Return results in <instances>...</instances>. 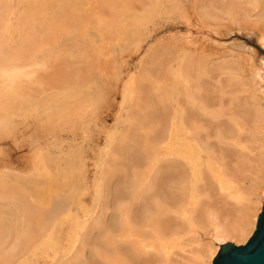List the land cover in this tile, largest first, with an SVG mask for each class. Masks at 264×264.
I'll use <instances>...</instances> for the list:
<instances>
[{"label":"rangeland","instance_id":"1","mask_svg":"<svg viewBox=\"0 0 264 264\" xmlns=\"http://www.w3.org/2000/svg\"><path fill=\"white\" fill-rule=\"evenodd\" d=\"M107 1L27 0L29 3H27L26 14L23 11L15 10L16 12L14 11L15 13L11 14L10 17L13 25L20 20L19 22L23 23V25L20 24L22 29L8 36L9 38L5 37L3 43H1L3 40L0 42V48L3 44L0 50V192L5 193V195L1 194L0 198V211L5 214L3 216L0 212L1 217L5 219L1 218V223L3 226L10 228V222L16 221V227L20 229L28 224L30 226L25 229L32 232V219L28 218L29 221L28 219L23 220V216L28 213L29 204L30 206L31 203L34 204L31 206L32 208L35 207L34 209L42 206H45L43 209L48 206L51 208L53 203H55V206L59 205V201L62 204L66 200L68 204H71H69L68 208V204H62L64 209H66L65 212L68 211V215L61 213L64 214L63 217L59 214L57 215L58 220L55 219L57 217H54V220H57L55 223L52 224L50 222L51 224H48L49 227L51 226L48 232L49 237L51 236L50 234H53V241L45 240L48 230L43 235V232L47 229L43 225L42 235L38 239L39 242H36L39 245L37 248L34 247L37 250L41 244V247L36 252L37 255H33L32 251H27L28 249H26L20 257L16 256L14 258L16 253L11 259L8 257V261H5L6 264H13V261L14 264H44L47 258L38 257L44 253H47L52 259L51 264H59L66 257L68 258L72 255L75 247L79 246V238L87 230V227H92L97 217L107 219L111 212L107 211L105 215L101 210L104 207V201L106 203V201L110 200V206H113L112 204L116 205L115 198L107 190L117 189V181H119L120 175L116 174L115 179H113L112 175L121 164L125 163L126 156L122 155L121 149L123 151V147L131 146L128 143L132 144L130 139L132 130L137 129L140 133L145 130L142 125L143 122L133 114L140 106L138 104L140 103V98L133 95L132 90L134 87L131 88V81L133 83L135 80L142 85L152 86V82L143 73L150 66L148 56L151 52L161 47L173 58L170 66L171 77L169 75L170 72L166 76L167 82L170 84L171 78L174 79V76H181L180 70L191 56L196 60L199 59V46L201 47L205 43L209 44L213 40V43L218 46L217 42L222 41L224 43L232 42L233 46L234 44L237 46L238 44L240 45V41L241 43L244 42L243 39L247 35L244 32L243 34L245 35L241 37L238 36L240 34L233 32L236 31L238 33L240 29L228 6L224 8V11L227 13L225 18L230 22L229 27L231 29L229 27L227 29V27L222 25L217 27L216 24L210 25L208 22L198 20L195 17L194 7L196 4L193 6L191 3L192 6L190 5L191 7H189V0ZM16 2L17 0H13L12 4H16ZM191 8L195 15L194 12L190 14L192 12ZM2 9L4 7H1ZM201 12L202 10L199 9L198 13ZM193 16L194 18H192ZM211 29L216 33H211ZM254 32L251 37L253 42H257L255 37L257 31ZM225 34L229 35L226 36ZM234 35H237V39H242L235 41ZM191 37L192 41H190ZM247 38L249 37L247 36ZM6 39L9 41H6ZM196 39L197 41H195ZM219 39L222 40L220 41ZM181 40L186 41L181 42ZM256 42L254 43L257 45L258 42ZM245 44H247V39ZM227 46L232 47L229 44ZM260 46L258 44L259 49L264 52V49ZM253 48L255 47L253 46ZM255 50L257 53L256 62L258 63L260 58H264V55L261 54L263 57L260 56L261 52L257 48ZM107 51H110L109 54ZM105 53L106 58L104 59L108 62L103 60ZM107 58L114 62V65H111L113 66L112 68L108 65L106 69L105 65L109 62L111 64L110 59L108 60ZM116 63H119L118 65L122 66V68H118V66L116 68ZM53 64L62 68L64 64L65 66L69 64V67L70 65L73 66V68L71 67L73 71L72 73H70L71 70L70 72L65 71V69H71L65 67L64 72L66 75L64 76L63 70L56 71L58 72L57 75L62 71V79L58 77L61 74L56 78L55 70L51 71V65ZM101 64L104 66L103 71H100V68L97 69V65L100 67ZM36 67L38 70L35 69ZM55 67L58 69L57 66ZM109 69L114 72L112 73ZM67 72L73 75L72 82V75ZM106 72L111 73V75ZM253 73V75L262 77L261 88H256L255 86L254 91H242L240 95L252 97L246 101V105L249 104L251 106L256 100L264 108V98L262 97L264 96V74L261 69H255ZM53 74L55 75L53 76ZM118 74L120 77H118ZM41 75H43L42 77L45 75L44 78L47 79L42 78L41 80ZM68 75H70V79ZM112 75L116 77L110 78ZM65 78L68 80L67 82H64ZM63 79L65 80L63 81ZM118 79L119 83H115ZM17 81L20 88L22 87L21 84H26L27 87L24 85V90L21 88L20 91L16 84ZM50 81L55 82L51 83ZM56 82H58L59 87L55 85ZM62 82L64 83L62 84ZM70 83L72 85H69ZM47 84L52 85L50 86L51 88ZM115 85L118 87L116 88ZM15 88L20 93H16L18 90ZM37 88L38 92H36ZM123 88L125 89L123 90ZM25 90L26 92H24ZM33 90L34 93L40 95L38 96L34 93L32 95ZM169 91L168 86L160 89L159 92L154 88V92L160 94L166 101L171 98ZM21 95H24V98ZM16 102L18 103L15 104ZM131 112L133 113L131 114ZM259 132H264V127L259 126L252 129L250 134L254 135L256 133L258 136ZM241 133L243 134L244 132ZM158 146L160 147L161 145L159 144ZM157 147L151 149L150 158L148 157L145 160L144 157L142 159V162L149 165L145 167V169L149 168V170L144 169V172H147L145 176L148 178L153 177L156 162L162 159L156 151V149L159 150V147ZM240 147L244 152H249L250 156H255L256 154L254 153L258 154L264 151L256 142L250 145L242 143ZM198 164L205 169L208 168V165L205 166L207 162L204 157L201 161H198ZM259 164L253 161L254 167ZM217 167L218 165L214 167V175H218L216 177L218 181L216 178L215 180L220 185L222 184L221 186L226 189L225 191L228 194L240 202L250 203L255 208L259 206L260 196L258 194H250L245 188L247 186H258L260 188L262 186L261 181L245 178L246 180L243 179L242 182L232 184L228 181L230 179L226 173L223 172L224 174L222 173L221 176L217 173L215 170ZM219 177L223 182L219 181ZM121 183H119L120 185L118 184L119 188L122 186ZM242 185L245 187H241ZM10 188H12V191L9 193L8 190ZM146 188L147 186L144 189ZM50 195L52 198L49 197ZM63 195L64 197L62 198ZM23 196L27 200L29 198L31 200L30 203L24 199L26 202L24 204ZM53 198H55V201H53ZM111 198L115 202L112 203ZM17 200H21L22 204ZM24 207H27L26 210ZM11 210L14 211L10 214ZM184 216L190 221V214L186 213ZM19 220L21 221L20 223ZM34 220L35 218H33ZM34 224V230L37 232L39 226ZM195 234L199 236L198 241L191 240L194 236L190 233L182 234L177 248L190 252L199 243L212 245L221 243L214 241L210 236H205L198 228L195 229ZM63 235L66 236L65 239ZM1 236L2 238L4 237L0 235V243L4 242ZM41 238H43V241ZM167 241V239H164L159 244H164ZM229 242L234 243L232 240H226L222 243ZM241 245L244 244L242 243ZM0 254H5L1 252V246ZM193 259L189 258L185 263L190 264ZM25 260L27 261L25 262Z\"/></svg>","mask_w":264,"mask_h":264},{"label":"bare ground","instance_id":"2","mask_svg":"<svg viewBox=\"0 0 264 264\" xmlns=\"http://www.w3.org/2000/svg\"><path fill=\"white\" fill-rule=\"evenodd\" d=\"M12 1L0 0V42L5 37L9 38L8 36L22 29L20 24L23 25V23L19 22V20L13 25L10 17L11 14L16 12L15 10L23 11L26 14L25 11H27V3L29 2L27 0H17L16 4H12ZM188 3L189 7L196 4L194 7L196 15L192 9L193 7L191 8L192 12L190 14L194 12L198 20L208 22L210 25L216 24L217 27L222 25L223 27H227V29H231L229 27L230 22L225 18L227 13L224 11V8L228 6L240 29L238 33L236 31L233 32L240 34L238 36L241 37L245 35L243 34L244 32L247 33L245 39H243L244 42L241 43L240 40L242 38H239V40L236 38L237 35H234L236 38L235 41L239 40L240 45L235 46L234 44L233 46L232 42L230 44L227 41V43L222 41L217 42L219 44L218 46L213 43L214 40L211 41L212 44L208 42L209 44H202L203 46L201 47L198 45L200 50L199 59L196 60L191 56L180 70L181 76H174V79L171 78L170 84L167 82L166 76L170 72L169 75L171 77L172 71L170 70V66L173 58L161 47L156 48L149 54L148 63H150V66L143 73L152 82V86L145 85L144 83L142 85L135 80L132 83V77L130 80L132 84L131 88L134 87L132 90L133 95L140 98V103H138L140 106L134 113L131 112V114L133 113L135 117H138L143 122L142 125L145 130L143 133L138 132L137 129L132 130L130 134L132 144L128 143L131 146L123 147L125 149L123 151L121 149L122 155L124 154L126 156L125 163H123L125 165L121 164L112 177L115 179L116 174L120 175V178H118L119 181L117 182L118 184L122 182V186L119 188L116 183L117 189H111L112 191L107 190L115 198L116 205L112 204L113 206H110V200V203L109 201H106V203L104 201V207L101 211L105 215L107 211H110L109 217L107 216L106 220L105 218L97 217L92 227H87L84 234L81 237L79 236V246L75 247L72 255L68 258L66 257L59 264H186L185 261L189 258H196L190 264H213L222 246L227 244H223V241L232 240L235 245H241L242 243L245 245L257 229V221L264 206V151L258 154L254 153L256 155H253V157L249 155V152H244L240 144L247 143L250 145L256 142L264 149V132H259L258 136L256 133L254 134L255 136L250 134L252 129L259 126L264 127V108L256 100L251 106L249 104L246 105V101L252 97L249 98V95L241 96L240 92L254 91L255 86L256 88H261V83L263 82L261 76L253 75V70L261 69L264 74V58H260L258 65L255 50L257 48L261 52L260 56L264 55V52L258 47L259 44L264 49V0H189ZM92 6L94 7V5ZM1 7H4V9L1 10ZM199 9L202 10L201 13H198ZM254 31H257V35L255 36L258 42L257 45L254 43L256 41L253 42L251 37L255 33ZM212 32L215 31L211 29ZM225 35L227 36L229 34ZM191 39L192 37L190 41H192ZM246 39L247 44H245ZM6 41L9 40L6 39ZM182 41L185 42L186 40ZM3 42L4 40L1 43ZM227 44L232 47H228ZM104 55H102L104 56L103 60L106 58V53ZM55 57L57 58L56 55ZM107 59L109 60L110 58ZM120 62L122 63L121 60ZM109 63H105L107 64L105 65L106 69L108 65H110V68L113 67L111 65H114L112 61L111 64ZM118 64L116 63L115 67L122 68ZM98 65L97 69L100 68V71H103L104 66L101 64L99 67ZM51 66L52 72L54 70L55 72H59L60 70L64 72L65 67L73 68V66L70 65V67H67L65 64L63 68L55 64L58 69H56L54 64ZM85 67L84 69H86ZM72 68L69 70L65 69V71L70 72L71 70L70 73H72ZM35 69L38 70L37 67ZM111 70L109 69V71ZM58 72L55 73L56 75L53 74V76L55 75L56 78L60 77L59 79H62V71L60 72L61 75L58 74L60 76L57 75ZM111 72L113 73L114 71ZM115 72L117 73V71ZM120 72L118 73L120 74ZM63 74L64 76L66 75L65 72ZM107 74L111 75V73ZM119 74L118 77L121 75ZM70 75H68L69 79ZM42 76L41 80L45 75L44 77ZM114 76L112 75L110 78H114ZM244 77L246 78L244 79ZM72 78L73 75L71 76V82ZM67 81L66 79L64 82ZM50 82L53 83L55 81ZM18 83L17 81L16 84L18 85ZM115 83H119V79ZM24 85L27 87L26 84H21L23 90ZM55 85L59 87L58 82ZM69 85L72 84L70 83ZM50 86L52 85H48V87ZM167 86L169 87V94L171 96L168 101L164 100L160 94L154 92V88L159 92L160 89ZM36 92H38V88ZM33 93L34 90L32 91V95ZM262 97L264 98V96ZM241 132L244 133L242 134ZM159 144L161 146H158L159 150L156 149V151L162 159L161 161L157 160L155 167L153 166V177L148 178L145 176L147 172H144L148 164L146 165L145 162H142V159L144 157L145 160L148 157L150 158L149 154L151 149L156 148ZM203 157L206 158L207 164L205 166L208 165L207 169L198 164V161H201ZM253 161L260 164L254 167ZM216 165H218L215 169L217 173L220 176L223 172L226 173L230 179L228 181L232 184L242 182L245 178L261 181L262 186L260 188L258 186H247L248 188H245L250 194H258L260 196L259 206L255 208L250 203L240 202L228 194L225 191L226 189H223L221 186L222 184L220 185L217 182L218 179L216 177L218 175H214V167ZM147 169L149 170V168L145 170ZM219 181L223 182L220 180V177ZM145 186H147L146 189H144ZM241 187L245 186L242 185ZM12 188L8 190L9 193L12 191ZM242 189L245 190L244 188ZM13 190L15 189L13 188ZM14 193L16 192L14 191ZM1 194L5 195V193L0 192V198ZM23 197L24 204L26 202L30 203L31 200L29 198V201L26 199L27 195ZM49 197L52 198L51 195ZM24 199L27 201L25 202ZM111 199L112 203L115 202L113 198ZM61 200L64 201L66 198ZM17 201L21 203V200ZM53 201H55V198H53ZM66 201L63 202L64 205L68 204ZM54 204L52 206L53 208H49L50 206H48L43 209L45 206H42L38 207L39 210L34 209L35 207L32 208L31 206L34 205L32 203L31 206L29 204V207L27 205L28 213L23 216V220H27L28 218L32 219V232L25 229L30 226L28 224H26V226L28 225L27 227L25 226L21 229L16 227V221L13 223H11L12 221L10 222V228L3 226L1 220L4 218L0 215V219L2 218L0 220V235L4 236L3 238L1 236L4 242L0 243V246L1 252L5 253L0 254V264H6L5 261H8L9 258L11 259L15 253L14 258L16 256H22L21 254L26 249H28L27 251H32L33 255H37L36 252L41 247V244L36 250L39 245L36 242H39L38 239L42 235L41 230L43 225L46 226L45 229L47 228L43 232V235L48 230L45 240L53 241V234H50L51 236L49 237L48 232L51 226L49 227L48 224L50 222L52 224L55 223L58 220L57 215L61 213L68 215V211L65 212L66 209L60 204V201L59 205L54 206ZM69 204L67 208L71 205ZM107 204L109 205L108 207ZM27 207H24V209L26 210ZM13 211L11 210L10 214ZM186 213L191 215L190 221L185 218L184 215ZM61 215L63 217L64 214ZM32 217L35 218L34 221ZM54 217H57L55 218L57 220H54ZM33 224L39 226L37 232L34 230ZM196 228L200 229L205 236H210L214 241L221 243L218 245L199 243L190 252L182 248L178 249L177 244L182 234L190 233L194 236L191 240H199V236L195 234ZM43 238H41L42 241ZM164 239L168 241L160 245L159 243ZM41 256L38 257L43 259L47 258L44 264L52 263V259L47 253Z\"/></svg>","mask_w":264,"mask_h":264},{"label":"water","instance_id":"3","mask_svg":"<svg viewBox=\"0 0 264 264\" xmlns=\"http://www.w3.org/2000/svg\"><path fill=\"white\" fill-rule=\"evenodd\" d=\"M256 228L245 245H223L213 264H264V206Z\"/></svg>","mask_w":264,"mask_h":264}]
</instances>
